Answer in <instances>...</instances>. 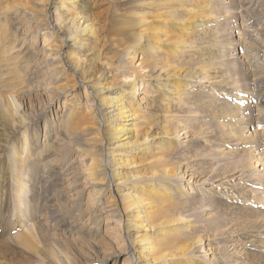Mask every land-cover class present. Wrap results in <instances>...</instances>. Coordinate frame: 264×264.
Segmentation results:
<instances>
[{
  "label": "rangeland",
  "instance_id": "374dc122",
  "mask_svg": "<svg viewBox=\"0 0 264 264\" xmlns=\"http://www.w3.org/2000/svg\"><path fill=\"white\" fill-rule=\"evenodd\" d=\"M3 2L0 0V47L7 48L9 55L18 56V68L22 73L18 79L17 75L13 76L16 71H11L14 70L13 65L0 68V149L8 145L7 151L12 149L19 152L24 143V129L15 130L10 121L2 117L3 114L14 119L19 116L21 108L31 119L24 124H32L29 128H35V136L33 134L31 137L34 140L31 148L28 146L22 153L27 156L29 149L33 151L32 156L28 155L25 163L22 162L23 166L10 165L14 161L7 152L2 155L5 175L0 179V186L8 197L0 209V254L4 253L5 264H115L116 260L117 264H131V259L128 260L130 243L125 231L127 219L118 207L116 191L107 189L101 198L94 197L91 183L85 180V165H88L90 158L81 159V155L74 152L61 157L63 161L57 159V162L61 160V164L51 161L54 157H60L59 149L63 148L62 152L68 149L65 145L70 142V130L63 124L67 120L70 102H75V106L81 103L76 109L77 113L81 116L84 113V118L97 123L92 108L93 98L89 93L91 83L86 82L82 73H76L73 67L68 66L69 58L64 55L67 52L73 54L74 50L66 46L69 37L54 26L57 8L52 3L47 6L45 0H31L34 13L25 14L21 7L5 8ZM121 2L85 0V11L90 16L108 12L102 16L108 17L103 20L107 30L112 31L118 15L112 5ZM216 2L217 10L221 9L225 14L212 24H218V28L210 41L219 44L222 70L217 76L222 77L223 81L222 84L206 82L208 73L201 72L197 74L199 79L195 78V85L203 99L213 96V101L221 102L219 105L211 102L216 105L213 110L204 111L202 107L196 114L191 112L189 123L194 124L192 130H201L202 136L181 131V143L174 154L180 158H183V152L200 154L195 160L198 165L187 170V174L195 172L194 179L188 176L183 183L189 188L192 183L188 180L196 181L198 195L203 196L207 204L215 203L211 206L214 209L188 213L189 217L198 220L192 232L198 233L200 240L195 241L198 242L197 253H201H198L201 258L206 259L207 264H264V170L258 171L264 166L255 167L257 163L254 160L264 162V0ZM47 25L51 31H55V38L44 30L36 35L38 29ZM45 36L49 41L57 38V44L61 45L59 52L64 51L60 63L62 71L58 76L49 78L39 71L37 75L42 79L39 84L34 80L35 71L51 67V61L44 57V49L47 48ZM101 44L91 51L88 48L82 50L83 53L80 51L79 55H87V60L95 63L94 70L103 74L101 83L104 87H112L117 80L128 77L129 72L121 70L124 62L122 58L119 59L120 56H116V49L109 46L101 52ZM36 50L40 51V57L31 56ZM107 58L114 62L109 70L101 62ZM26 62L29 64L25 65ZM198 67L210 68L209 75L215 76L207 64L199 63ZM149 82L148 87L137 94V99L143 98L144 103L156 89V80ZM63 83L69 85V89L55 98L59 95L53 94L55 87ZM9 95L14 96L16 101L18 98L21 104L18 103V107L9 104ZM143 102V110L156 113L154 102L151 105L148 100L145 104ZM218 106L225 115H216ZM231 110L233 113H230ZM45 111L44 116L38 115ZM99 129L101 132L96 129L92 134L99 132V136L100 133L104 135L102 126ZM80 141L70 146L90 147L83 137ZM98 143L97 147L103 148L107 144L106 137L101 135ZM58 168L63 172L60 170V173ZM223 170L233 173L230 178L238 177L232 181L236 188L234 191L228 189L230 185L224 184V180L215 184L203 182L206 177ZM20 172L25 174L28 187L23 207L19 205L17 187L13 184ZM108 198L112 199V203L108 202ZM110 203L118 208L117 212L111 214L113 205L110 207ZM147 233L150 232L141 231L139 235L146 237ZM110 254L113 256L102 262V257ZM132 257L134 254H131Z\"/></svg>",
  "mask_w": 264,
  "mask_h": 264
},
{
  "label": "bare ground",
  "instance_id": "6f19581e",
  "mask_svg": "<svg viewBox=\"0 0 264 264\" xmlns=\"http://www.w3.org/2000/svg\"><path fill=\"white\" fill-rule=\"evenodd\" d=\"M3 1L5 8L21 7L25 14L34 13L31 0ZM51 3L57 8L54 26L60 33L69 37L66 46L74 50L73 54L64 53L65 57L69 58L68 66L73 67L76 73L77 71L82 73V77L87 80L85 81L91 83V86L88 84L89 93L93 98L92 108L97 121L95 124L92 119L84 118L86 114L83 113L84 115L81 116L77 113L76 109L81 106V103L78 102L75 106V102H70L69 110L66 112L67 120L65 125L63 124V127L66 126L70 130V142L65 145L68 149L64 152H62L63 148L59 149L57 152L60 157H54L51 161L57 162V159L65 158L68 153L74 152L80 154L81 159L90 158L88 165L84 164L85 180L91 183V192L94 197L101 198L107 189L116 191L118 207L127 219L125 231L130 243L128 260L131 259V264H207L206 259L199 255L201 253H197L198 242L195 239L200 240L198 233L192 232L198 220L196 221L192 216V218L189 217L188 213L214 209L211 206L215 203L207 204L204 197L198 195L199 187L195 185L196 181L188 180L192 183L189 188H186L183 183L188 176L194 179L195 172L187 174V170L190 171L198 165L195 160L200 157V154L183 152V158H180L174 152L181 143V131L187 130L182 133L189 131L196 137L202 136L201 130H192L194 124L189 123L191 112L196 114L202 107V110L210 111L216 106L211 102L218 105L221 102L213 101V96L203 99L199 93L200 90L196 89L195 78L199 79L197 74L206 72L208 73L206 82L222 84V77L217 76L222 70L218 55L219 44L211 42L210 39L214 37L218 28V24L217 26L212 24L225 14L224 11L217 10L216 0H122L120 4L112 5L116 8L118 15L115 17L116 22L112 25V31H108L104 23L108 17L102 16L108 12L90 16L85 11V0H45L47 6ZM36 27L39 28V26ZM42 30L49 32L52 38L56 37L55 31H51L48 25L46 28L38 29L36 35ZM44 40L47 47L44 49V57L51 61L49 62L51 67L37 71L34 69L36 73L34 80L39 84L42 80L39 79L40 75H37L39 71L47 74V78L56 77L62 71L60 63L64 51L59 52L61 45L57 44L58 39L49 41L45 36ZM99 43H102L101 52L109 46L114 47L118 54L116 56L118 58L120 56L119 59L122 58L124 62L121 70L129 72L128 77L117 82L113 81L116 83H113L112 87H104L101 83L103 74L94 70L95 63L91 59L88 61L87 55H79L80 51L87 48L88 51L94 50ZM31 56L40 57V51H33ZM17 58L16 55H9L7 48L0 47V68L13 65L14 70L11 71H16L13 76L17 75L19 79L22 72ZM109 60L110 58L101 60L108 70L114 63ZM199 63L211 67L215 76L209 75L210 68H199ZM27 64L29 62L25 63ZM28 76L31 77V74ZM144 80L148 83L156 80L155 94L148 93L149 97L146 99L150 105L151 102L155 103V114L149 109L148 112L145 111L147 106L143 110L141 103L143 98L137 99L139 91L148 87V83ZM68 86L64 83L56 86L53 94L59 95L55 98L63 95L69 89ZM232 97L235 98L234 95ZM7 101L15 107L19 106L18 103L21 104V101L18 98L16 101L12 95L7 96ZM23 105L25 107L24 102ZM217 108L218 117L225 115L219 106ZM175 109L180 111L177 112ZM46 111L38 115L44 116ZM230 113L233 111L231 110ZM2 117L8 119L15 130L24 129V143L19 152L12 149L7 151L8 145L4 146L5 149L1 147L0 179L5 175L2 171L4 164L2 155L7 152L8 157L14 161L10 165L23 166L22 162L28 155L32 156L33 151L28 148L27 156L22 153L28 146L31 148V142L34 141L31 137L33 134L35 136V128H29L32 124H24L31 119L21 108L19 116L14 119H9L7 114H3ZM185 117L187 119H184ZM100 126L104 129V135L100 133V136L106 137L107 143L103 148L97 147L99 132L92 134L96 129L100 131ZM80 135L90 147L70 146L76 141L82 142ZM111 144H113L112 147H110ZM46 146L45 144L44 149ZM254 160L257 163L255 167L264 166V162L258 163L259 159ZM139 167L142 168L139 169ZM60 170L62 169H59V172ZM262 170L264 168L258 171ZM232 174L228 170H223L206 177L203 182L215 184L216 181L224 180V184L230 185L228 189L234 191L236 188L232 181L237 180L238 177L230 178ZM13 184L17 187L19 205L23 207L26 204L25 196L28 192L25 174L18 173ZM1 190L0 186V209L3 208L8 197L7 194L5 195V190ZM190 194L193 195L190 196ZM111 198L107 199L108 202L112 201ZM111 203L109 206L113 205L110 209L113 214L118 208ZM1 222L2 220L0 224ZM141 231L150 233L143 237L139 235ZM131 254H134V257L131 258ZM110 256L113 255L102 257V262H106ZM5 263L4 253H1L0 264Z\"/></svg>",
  "mask_w": 264,
  "mask_h": 264
}]
</instances>
